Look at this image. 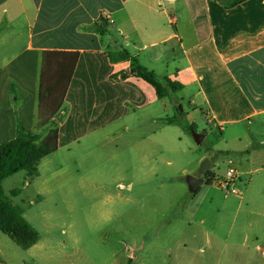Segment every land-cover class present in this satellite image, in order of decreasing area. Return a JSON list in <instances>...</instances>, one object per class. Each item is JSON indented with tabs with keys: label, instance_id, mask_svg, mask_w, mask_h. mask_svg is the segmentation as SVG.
<instances>
[{
	"label": "crops",
	"instance_id": "obj_1",
	"mask_svg": "<svg viewBox=\"0 0 264 264\" xmlns=\"http://www.w3.org/2000/svg\"><path fill=\"white\" fill-rule=\"evenodd\" d=\"M44 51L79 58L58 149L34 176L22 170L2 181L5 198L39 232L29 250L46 246L42 233H74L79 215L91 231L112 222L119 205L173 212L176 158L190 144L181 104L187 128H209L202 135L211 151L219 142L242 146L229 150L240 179H264V0H0V145L38 132ZM134 59L184 89L161 99L144 79H122ZM66 244L57 241L62 252Z\"/></svg>",
	"mask_w": 264,
	"mask_h": 264
},
{
	"label": "rangeland",
	"instance_id": "obj_2",
	"mask_svg": "<svg viewBox=\"0 0 264 264\" xmlns=\"http://www.w3.org/2000/svg\"><path fill=\"white\" fill-rule=\"evenodd\" d=\"M110 32L115 41L125 45L116 29ZM181 105L183 122L188 125L186 107ZM52 128L38 130L39 140ZM189 128L185 129L188 154L176 158L173 171L175 202L169 215H139L130 212L129 206L119 205L112 222H100L91 231L81 226L85 215H79L80 226L74 233H42L46 246L35 250L19 247L0 231V264H264V179H240L235 185L238 195L217 186V180L233 166L229 156L235 153L229 150L242 146L236 142L226 148L219 142L211 151L209 140L198 145L193 137L209 128L194 127L193 133ZM206 159L214 167L202 175L204 185L199 191L190 194L186 178L198 175ZM162 206L160 202L159 209ZM57 241H66L68 250L62 252ZM65 254L75 256L67 258Z\"/></svg>",
	"mask_w": 264,
	"mask_h": 264
},
{
	"label": "trees",
	"instance_id": "obj_3",
	"mask_svg": "<svg viewBox=\"0 0 264 264\" xmlns=\"http://www.w3.org/2000/svg\"><path fill=\"white\" fill-rule=\"evenodd\" d=\"M226 7H234L246 0H234ZM99 27L106 31L107 24ZM130 55L123 52L122 60L129 59ZM79 54L75 52L44 51L41 56V75L38 98V111L36 115V130H41L49 125V130L43 140L37 134H26L0 145V231L11 238L19 247L28 250L36 245L40 239L39 232L23 217V215L5 198L2 181L16 173L25 170L30 176L37 173L39 161L58 149L60 114L65 104ZM144 79L154 86L158 96L163 99L170 94H176L184 89L178 82L168 78L159 79L158 76L138 64L134 59L132 68L128 73H122L121 78L129 76ZM181 116L180 108H176ZM181 127L187 130V124L181 122ZM195 132L194 127L189 128Z\"/></svg>",
	"mask_w": 264,
	"mask_h": 264
},
{
	"label": "water",
	"instance_id": "obj_4",
	"mask_svg": "<svg viewBox=\"0 0 264 264\" xmlns=\"http://www.w3.org/2000/svg\"><path fill=\"white\" fill-rule=\"evenodd\" d=\"M180 110L182 111V107H179ZM194 140L195 142L200 145L204 139V136L202 134H193ZM214 167L213 162L210 159H206L199 172L198 175L194 176V175H189L186 178V182L188 185V189H189V193L190 194H196L199 189L204 185L203 180L201 179L202 175H206L209 171H211Z\"/></svg>",
	"mask_w": 264,
	"mask_h": 264
},
{
	"label": "built area",
	"instance_id": "obj_5",
	"mask_svg": "<svg viewBox=\"0 0 264 264\" xmlns=\"http://www.w3.org/2000/svg\"><path fill=\"white\" fill-rule=\"evenodd\" d=\"M239 180L240 176L238 175L237 171L234 168L229 167L225 175L217 180L216 185L220 186L227 192L238 195L240 192L235 185Z\"/></svg>",
	"mask_w": 264,
	"mask_h": 264
},
{
	"label": "flooded vegetation",
	"instance_id": "obj_6",
	"mask_svg": "<svg viewBox=\"0 0 264 264\" xmlns=\"http://www.w3.org/2000/svg\"><path fill=\"white\" fill-rule=\"evenodd\" d=\"M201 179H202V177H201Z\"/></svg>",
	"mask_w": 264,
	"mask_h": 264
}]
</instances>
